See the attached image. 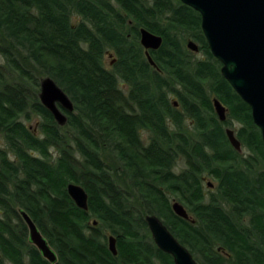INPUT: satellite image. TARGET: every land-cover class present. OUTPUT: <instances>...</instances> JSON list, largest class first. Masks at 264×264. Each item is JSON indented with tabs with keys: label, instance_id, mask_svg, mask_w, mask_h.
I'll list each match as a JSON object with an SVG mask.
<instances>
[{
	"label": "trees",
	"instance_id": "1",
	"mask_svg": "<svg viewBox=\"0 0 264 264\" xmlns=\"http://www.w3.org/2000/svg\"><path fill=\"white\" fill-rule=\"evenodd\" d=\"M141 26L163 36L152 50L159 69ZM188 35L204 59L186 47ZM0 54V264H51L29 241L22 209L56 264H174L153 241L148 214L163 218L199 264H264L261 131L221 74L198 11L181 0H0ZM43 76L75 104L64 126L40 101ZM213 96L228 107L225 121ZM34 115L41 134L26 124ZM233 120L247 156L229 142L224 126ZM205 174L216 190H205ZM70 182L86 189L87 211L68 194ZM168 192L195 222L173 212Z\"/></svg>",
	"mask_w": 264,
	"mask_h": 264
},
{
	"label": "water",
	"instance_id": "2",
	"mask_svg": "<svg viewBox=\"0 0 264 264\" xmlns=\"http://www.w3.org/2000/svg\"><path fill=\"white\" fill-rule=\"evenodd\" d=\"M181 2L200 13L201 28L209 48L222 64L221 74L251 107L253 121L261 131L264 144V0H181ZM140 43L151 65L159 69L151 51L162 46L163 36L141 27ZM187 45L193 52L199 51L198 44L193 40ZM39 98L61 126L67 123L68 113L75 109L73 100L51 76L41 78ZM213 105L219 120L225 121L228 112L226 105L217 97L213 98ZM226 134L233 148L241 152L242 142L235 131L227 128ZM208 185L213 187L211 182ZM67 191L77 207L85 211L89 209V196L82 185L70 182ZM172 210L179 217L195 222L180 201L172 202ZM20 213L28 226L29 241L38 248L46 260L56 264L58 255L35 221L26 210L22 209ZM145 220L153 241L159 249L172 256L174 264H199L190 249L174 235L159 216L148 214ZM108 244L111 252L117 255V238L114 235L109 236Z\"/></svg>",
	"mask_w": 264,
	"mask_h": 264
},
{
	"label": "rangeland",
	"instance_id": "3",
	"mask_svg": "<svg viewBox=\"0 0 264 264\" xmlns=\"http://www.w3.org/2000/svg\"><path fill=\"white\" fill-rule=\"evenodd\" d=\"M141 27H144V26H141ZM146 28V27H145ZM187 39H186V42H185V45H186V47L188 48V42L190 41V40H193L194 42H196L197 44H198V46H199V43L194 39V38H192V37H189V35L186 37ZM191 52H193L190 48H188ZM151 53H152V51H151ZM194 53V56L196 57V58H200V59H204L205 58V54L202 52V51H200V48H199V51L198 52H193ZM115 59V55H114V52H113V50H111V49H108L106 52H105V54H104V62H105V64H106V67L107 68H111L112 67V65H113V60ZM51 60L53 61V62H56L58 59L56 58V57H51ZM5 63V59L3 58V56L0 54V66L1 65H3ZM44 77V76H43ZM43 77H41V78H43ZM41 78H40V80H41ZM39 90H40V87H39ZM170 97H171V100L173 101H175V100H177V98L174 96V95H170ZM214 97H216V96H213V98ZM176 104L178 105V103L176 102ZM75 105V104H74ZM176 105V106H177ZM227 107V106H226ZM180 108V107H179ZM228 108V107H227ZM216 112V111H215ZM229 112V111H228ZM228 112H227V118H228ZM41 116H39V115H34L33 116V118L30 120V121H26V124L28 125V127H30V129L32 130V131H34V133H36V134H41V132H40V130H39V122L41 121ZM190 120H188V123H190L189 122ZM190 127L192 128V124L190 123ZM239 126H240V124L237 122V121H235V120H233L232 121V124H226L225 126H224V129L226 130L227 128H231V129H233L234 131H235V133H236V136H237V129L239 128ZM143 135H142V138H143V141H144V143H148V134L146 133V132H143L142 133ZM238 137V136H237ZM238 139H239V137H238ZM240 140V139H239ZM241 141V140H240ZM0 144L2 145V146H4V142H2V140H0ZM53 151V153L55 154V150H52ZM241 153L243 154V156H247V155H249L250 153H252L251 151H249L244 145L242 146V151H241ZM56 155V154H55ZM184 167V164H183V162H180L179 163V165H178V168H177V171H180L181 170V168H183ZM209 182H211L212 184H213V187H210L209 185H208V183ZM217 184H218V180L214 177V176H211V175H209V174H205V177H204V187H205V190L206 191H209L210 189H212V190H216V186H217ZM168 196H169V198H170V202H171V205H172V202H174V200H176V201H180L181 203H183L181 200H180V198H178L177 197V195L176 194H174V193H172V192H168ZM184 204V203H183ZM185 205V204H184ZM185 207H187L186 205H185ZM172 208V207H171ZM188 208V207H187ZM189 210V209H188ZM174 212V211H173ZM190 213V215H191V219L192 220H195V216H194V213H191V212H189ZM161 218V217H160ZM165 218L170 222V223H173V225H175L176 226V228L177 229H180V230H183V228H181L180 227V225L178 224V222L176 221V224H174V222H173V219H172V217L171 216H167V215H165ZM162 220H163V218H161ZM95 222V220L94 219H91V224H93ZM181 235H185V233H183V232H181ZM186 246V245H185ZM195 257V256H194ZM196 258V257H195ZM196 260H197V258H196ZM198 261V263H199V259L197 260ZM8 264H10V263H8Z\"/></svg>",
	"mask_w": 264,
	"mask_h": 264
},
{
	"label": "flooded vegetation",
	"instance_id": "4",
	"mask_svg": "<svg viewBox=\"0 0 264 264\" xmlns=\"http://www.w3.org/2000/svg\"><path fill=\"white\" fill-rule=\"evenodd\" d=\"M140 28H141V27H140ZM21 216H22V215H21ZM22 218H23V217H22ZM23 220H24V219H23ZM25 223H26V222H25ZM96 224H97V222H96V223H95V222L93 223V225H96ZM26 225H27V224H26ZM27 227H28V226H27ZM28 232H29V230H28ZM110 235H112V234H109V235H108V241H109V236H110ZM33 245H34V244H33ZM47 261H48V260H47ZM6 263H7V264H8V263L12 264L10 261H6ZM51 264H52V263H51Z\"/></svg>",
	"mask_w": 264,
	"mask_h": 264
}]
</instances>
